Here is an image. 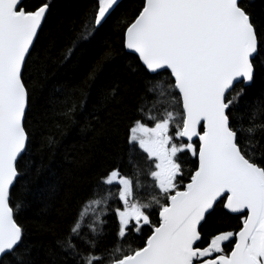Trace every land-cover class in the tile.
<instances>
[{
  "label": "snow or ice",
  "instance_id": "snow-or-ice-1",
  "mask_svg": "<svg viewBox=\"0 0 264 264\" xmlns=\"http://www.w3.org/2000/svg\"><path fill=\"white\" fill-rule=\"evenodd\" d=\"M54 7L0 0V264H39L17 188L33 163L37 73L46 72L37 54ZM119 10L120 0H93L66 56ZM121 25L124 59L145 83L125 130L134 171L116 162L96 177L46 264H264V15L249 0H141ZM142 175L154 190L146 199ZM217 218L236 226L210 233Z\"/></svg>",
  "mask_w": 264,
  "mask_h": 264
},
{
  "label": "trees",
  "instance_id": "trees-1",
  "mask_svg": "<svg viewBox=\"0 0 264 264\" xmlns=\"http://www.w3.org/2000/svg\"><path fill=\"white\" fill-rule=\"evenodd\" d=\"M29 2L38 5L41 0ZM140 2L123 0L99 38L80 41L71 55L66 56L93 0H52L54 14L37 54L46 72L37 73L33 118L37 139L33 163L17 188V196L30 202L24 219L30 229V241L39 246V264H46V250L54 247L66 221L76 213L100 173L116 162L127 174L134 171L128 163L125 130L139 98L144 95L145 83L124 59L122 25H117L121 17L131 18ZM249 3L257 15H264V0H249ZM89 73L94 78L90 79ZM256 89H260L259 81ZM73 105L74 111L69 112ZM242 114L247 118L248 109H242ZM49 136L54 140L51 147L47 143ZM145 155L137 150L134 160L146 170L150 162L144 159ZM117 157L122 159L117 161ZM184 166L190 169L191 160H186ZM140 179L144 185L141 195L146 199L154 191L148 187L151 177L142 175ZM50 188H55L51 197ZM115 203L119 205L118 201ZM107 219L104 244L110 246L117 224L114 216ZM235 226V220L217 218L208 231L215 233Z\"/></svg>",
  "mask_w": 264,
  "mask_h": 264
},
{
  "label": "water",
  "instance_id": "water-1",
  "mask_svg": "<svg viewBox=\"0 0 264 264\" xmlns=\"http://www.w3.org/2000/svg\"><path fill=\"white\" fill-rule=\"evenodd\" d=\"M123 0H120V3L122 2Z\"/></svg>",
  "mask_w": 264,
  "mask_h": 264
}]
</instances>
